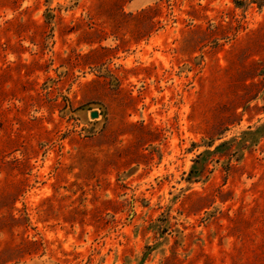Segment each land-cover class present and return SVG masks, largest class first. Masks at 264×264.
<instances>
[{
    "label": "rangeland",
    "instance_id": "374dc122",
    "mask_svg": "<svg viewBox=\"0 0 264 264\" xmlns=\"http://www.w3.org/2000/svg\"><path fill=\"white\" fill-rule=\"evenodd\" d=\"M0 264H264V0H0Z\"/></svg>",
    "mask_w": 264,
    "mask_h": 264
},
{
    "label": "water",
    "instance_id": "95a60500",
    "mask_svg": "<svg viewBox=\"0 0 264 264\" xmlns=\"http://www.w3.org/2000/svg\"><path fill=\"white\" fill-rule=\"evenodd\" d=\"M96 116V114L93 115V117Z\"/></svg>",
    "mask_w": 264,
    "mask_h": 264
}]
</instances>
